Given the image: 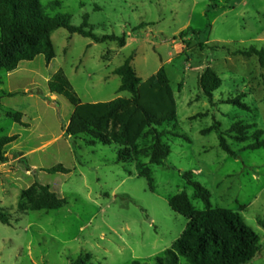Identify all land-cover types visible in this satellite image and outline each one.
I'll return each instance as SVG.
<instances>
[{
  "label": "rangeland",
  "instance_id": "obj_1",
  "mask_svg": "<svg viewBox=\"0 0 264 264\" xmlns=\"http://www.w3.org/2000/svg\"><path fill=\"white\" fill-rule=\"evenodd\" d=\"M39 3L49 17L65 16L76 27L86 20L95 35L123 37L125 44L95 43L60 28L51 36L55 57L48 65L39 54L11 72L0 70V138L18 135L0 151V264H70L86 254L92 264H154L187 223L171 211L169 199L185 191L196 210L204 209L186 172L210 191L213 207L241 213L260 238L259 252L246 264H264L258 223L264 219V148L254 149L253 138L237 140L243 131H231L235 124L252 126L248 133L264 131V68L255 56L231 55L250 46L264 49V0ZM130 56L142 80L163 67L174 93L176 120L155 127L169 132L161 140L170 153L160 165L149 164L152 130L137 141L131 160L119 164L118 145L68 137L73 107L48 91L61 70L83 103L128 97L118 92L120 78L112 72ZM207 67L221 80L212 105L197 85ZM233 100L245 108L226 103ZM8 111L21 113L23 125L6 117ZM219 134L234 155L219 147ZM55 165L71 172L45 171ZM35 183L66 205L52 211L21 207V193ZM179 264H185L182 258Z\"/></svg>",
  "mask_w": 264,
  "mask_h": 264
},
{
  "label": "trees",
  "instance_id": "obj_2",
  "mask_svg": "<svg viewBox=\"0 0 264 264\" xmlns=\"http://www.w3.org/2000/svg\"><path fill=\"white\" fill-rule=\"evenodd\" d=\"M87 19V18H85ZM66 29L70 34H78L95 43L114 40L124 46L123 37L102 36L93 33V29L85 22L72 26L65 16L49 17L45 14L39 0H0V70L11 72L21 61H32L42 54L48 65L55 57L52 33L57 29ZM89 28V29H87ZM201 47L203 44H199ZM232 56L250 58L255 56L261 68H264V49L250 46L247 49L235 50ZM132 57H128L112 74L120 78L118 92H126L128 97H118L107 102L83 103L73 91L63 71H57L48 81L50 94L64 97L73 107L69 124L65 130L68 137L89 136L88 144L95 143L108 146L116 144V163H128L136 150L137 141L147 130L153 132V144L148 154L149 164L160 165L169 155L170 148L161 140L169 132H157L155 127L176 120V102L166 71L160 67L156 73L146 80L136 74L132 65ZM199 90L213 104V92L221 86L217 74L207 67L197 77ZM17 93H8L13 97ZM245 108L233 100L226 102ZM6 117L23 125V115L8 111ZM252 126L235 124L231 131L242 132L236 136L239 141L255 139L254 149L264 148V131ZM203 134L206 131L202 132ZM179 137V136H177ZM18 135L0 138L1 149L16 141ZM219 147L228 155H234L225 138L218 135ZM139 152H144V149ZM50 174H67L71 171L62 165L46 169ZM143 176H146L144 174ZM187 185L203 205V210H196L185 191L172 196L168 206L174 213L187 220L186 226L172 246L154 257V264H179L180 258L185 264H246L260 250L259 235L245 222L239 211L213 207L211 193L201 183L193 179L191 172L184 174ZM66 205V200L49 191L47 186L33 184L20 195V206L33 210H57ZM3 224H8L5 216ZM264 228V219L258 221ZM90 256L80 255L70 264H92ZM128 264H145L134 259Z\"/></svg>",
  "mask_w": 264,
  "mask_h": 264
},
{
  "label": "crops",
  "instance_id": "obj_3",
  "mask_svg": "<svg viewBox=\"0 0 264 264\" xmlns=\"http://www.w3.org/2000/svg\"><path fill=\"white\" fill-rule=\"evenodd\" d=\"M94 102H98V101H93V102H91V103H94Z\"/></svg>",
  "mask_w": 264,
  "mask_h": 264
}]
</instances>
